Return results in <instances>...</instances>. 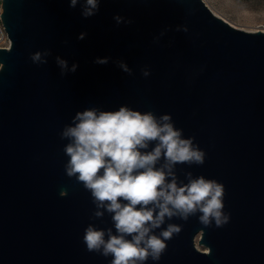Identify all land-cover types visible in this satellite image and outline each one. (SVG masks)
I'll return each mask as SVG.
<instances>
[{
  "label": "water",
  "instance_id": "1",
  "mask_svg": "<svg viewBox=\"0 0 264 264\" xmlns=\"http://www.w3.org/2000/svg\"><path fill=\"white\" fill-rule=\"evenodd\" d=\"M82 5L1 3L10 42L0 46V264H110L83 236L89 224L116 234L111 214L95 217L91 193L67 177L61 134L77 112L121 107L169 115L205 153L202 165L175 166L178 184L188 173L217 181L230 214L222 227L202 225L199 212L166 218L155 234L182 230L144 264H264V30L233 26L203 0H101L90 18ZM36 52L50 53L46 63ZM57 57L76 71L62 75Z\"/></svg>",
  "mask_w": 264,
  "mask_h": 264
},
{
  "label": "clouds",
  "instance_id": "2",
  "mask_svg": "<svg viewBox=\"0 0 264 264\" xmlns=\"http://www.w3.org/2000/svg\"><path fill=\"white\" fill-rule=\"evenodd\" d=\"M79 2L69 0V7L74 9ZM100 3L83 0L82 17L96 15ZM114 20L124 22L119 15ZM84 36L81 33L78 39ZM47 55L50 53L36 52L30 58L34 63H46L42 57ZM56 60L62 75L76 71V64L69 69L66 60ZM107 62V58L96 60L99 64ZM120 67L130 73L126 64L120 63ZM73 125L66 126L61 134L62 139L69 140L64 148L69 157L65 173L91 193L96 208L93 215L100 218L105 212L111 214L116 230L113 234L111 228L97 229L89 224L83 236L89 252L111 256L110 264H144L149 258L159 261L166 241L182 230L181 225L169 223L155 234L166 218L187 221L199 212V222L206 227L213 223L222 227L229 222L230 214L223 212L222 184L203 176L193 179L191 173L187 184H178L175 166L202 165L205 153L193 146L192 139L181 138V130L174 128L169 115L157 119L150 112L142 114L127 107L118 111L88 109L76 113ZM153 141L151 151H142ZM60 195L67 192L62 190Z\"/></svg>",
  "mask_w": 264,
  "mask_h": 264
},
{
  "label": "rangeland",
  "instance_id": "3",
  "mask_svg": "<svg viewBox=\"0 0 264 264\" xmlns=\"http://www.w3.org/2000/svg\"><path fill=\"white\" fill-rule=\"evenodd\" d=\"M207 6L233 26L246 30L264 29V0H205ZM4 42L0 40V45ZM195 245L204 250L203 245Z\"/></svg>",
  "mask_w": 264,
  "mask_h": 264
},
{
  "label": "built area",
  "instance_id": "4",
  "mask_svg": "<svg viewBox=\"0 0 264 264\" xmlns=\"http://www.w3.org/2000/svg\"><path fill=\"white\" fill-rule=\"evenodd\" d=\"M203 1H204V0H203ZM205 2H206V1H205ZM1 3H2V0H0V13H1V11L3 10V9L1 8ZM3 26H4V25L2 24L1 17H0V40L4 42V43L1 44L0 46L8 47V44H9L10 41H9L7 35H6V32H5ZM260 30H264V29H260ZM0 66H1V63H0Z\"/></svg>",
  "mask_w": 264,
  "mask_h": 264
},
{
  "label": "bare ground",
  "instance_id": "5",
  "mask_svg": "<svg viewBox=\"0 0 264 264\" xmlns=\"http://www.w3.org/2000/svg\"><path fill=\"white\" fill-rule=\"evenodd\" d=\"M205 1V0H204ZM231 24V23H230ZM205 250V249H204Z\"/></svg>",
  "mask_w": 264,
  "mask_h": 264
}]
</instances>
